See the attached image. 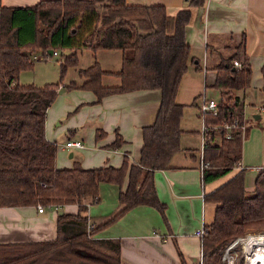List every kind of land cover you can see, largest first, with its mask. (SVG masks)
<instances>
[{"label":"trees","instance_id":"trees-1","mask_svg":"<svg viewBox=\"0 0 264 264\" xmlns=\"http://www.w3.org/2000/svg\"><path fill=\"white\" fill-rule=\"evenodd\" d=\"M202 2L193 0L196 5ZM190 17L189 9L169 14L163 5H132L125 0H40L16 7L0 2V207L76 204L78 208L74 214L58 213L52 240L0 244V264H120L119 241L94 234L138 205L152 206L163 214L165 206L155 191L154 172L167 168L172 155L180 150L183 104L176 101V94L188 63H196L185 37ZM83 48L120 50L119 83L104 84L105 71L94 60L80 70L81 84L71 81L66 88L91 90L97 101L108 94L138 89L160 91L155 120L142 128L138 162L124 157L119 167L83 168L78 161L72 167L55 166L56 145L46 139L44 124L59 85L22 84L19 74L32 67L36 53L69 50L59 62L62 74L76 63L77 52ZM213 70L211 82L204 86L220 92L219 112L205 114V122L243 121L240 92L251 76L243 45L231 55L221 56ZM101 134L98 130L96 136ZM207 136L209 142L212 133ZM242 140L234 132L220 145L207 143L203 184L237 167ZM121 143L117 134L110 147ZM244 170L239 169L204 196L206 202L215 204V211L201 237L202 264H216L227 246L248 229H264V167L250 193L244 188ZM101 182L119 187L120 207L89 228L88 203L99 201Z\"/></svg>","mask_w":264,"mask_h":264},{"label":"crops","instance_id":"crops-1","mask_svg":"<svg viewBox=\"0 0 264 264\" xmlns=\"http://www.w3.org/2000/svg\"><path fill=\"white\" fill-rule=\"evenodd\" d=\"M39 1L0 0L1 5L8 7L32 6ZM125 1L132 5H163L169 14H175L181 9L191 11L190 21L185 28V37L196 62L190 63L195 70L203 73L204 92L206 88L204 84H207V78L209 83L211 82L214 74L213 67L220 61L221 56H229L234 53L238 45H243L251 68V76L248 86L240 94L243 104L245 98L251 99L253 112L250 117L243 109L246 131L242 137L241 159L238 165L245 168L244 188L250 193L254 188L258 171L264 167V0H203L200 5L193 3V0ZM67 52L70 53L69 50ZM91 52L103 57L99 61L96 59L105 71L101 78L102 82L107 85L118 84L119 77L116 73L120 69L121 51L106 53L112 51L93 52L91 50ZM110 54L115 58L113 64H110L107 59L108 55L111 56ZM95 58L96 56L89 65ZM81 79L79 83H76L77 85L81 84L83 78ZM198 80L195 79L193 86L189 89L190 96L195 99L200 95ZM66 85L63 84V87ZM66 91L73 102L67 105L64 111L69 112L74 109L77 110V114L74 121L70 117L66 125L67 129L60 130H65V142L77 140L83 143L80 149L66 147L65 143L61 144L62 151H70L67 154L68 158L74 159L73 151L86 149L83 142L85 136L88 138L91 149L97 152V161L88 162L85 157L81 160L82 162L75 160L83 168L119 167L124 157H127L130 162L139 161L142 128L155 120L160 104L159 90L138 89L113 93L103 96L99 101L88 89L67 88ZM58 94L59 92L57 96ZM176 100L180 104H185V100L180 99V95L176 94ZM49 107L46 110L44 134L48 141L56 145L55 166L57 168L72 167L75 161L70 163L58 154L55 138L58 129H48ZM84 125L86 132L80 131L79 134V128ZM98 130L102 132L99 137L96 136ZM181 130L179 143L182 134L189 131L182 128ZM117 134L120 135L122 143L117 148H111L110 144L114 142ZM189 149V146L180 144V150L172 155L168 167L154 172L155 191L159 201L165 206L162 215L152 206L138 205L130 208L112 224L94 234V237L99 239L119 241L120 264H202V242L195 231L209 224L215 211V204L206 202L204 196L224 181L218 184L216 181L220 180L219 178L203 184L200 154L198 156L195 150ZM238 165L228 172L231 176L239 170ZM125 185L126 179L122 188ZM115 186L106 185L105 182L99 184L97 205L104 200L100 195L101 187L108 189L109 194L115 199L111 200L108 208L96 212L97 216H92L93 206L90 207L91 214L89 213L90 203H88L89 223L100 224L119 209V187ZM77 210L76 204L44 207L42 212H38L37 207L31 205L0 207V244L52 240L56 237L58 213L74 214Z\"/></svg>","mask_w":264,"mask_h":264},{"label":"rangeland","instance_id":"rangeland-1","mask_svg":"<svg viewBox=\"0 0 264 264\" xmlns=\"http://www.w3.org/2000/svg\"><path fill=\"white\" fill-rule=\"evenodd\" d=\"M66 51L62 53L58 51L57 55H51L49 59H42L36 58L32 59V67L29 69L22 70L19 74V82L22 84H35V85H42L45 83H58V96L54 99L49 107V114H48V121L50 122V126L48 129H58L55 135L57 140V148L58 154L63 156L66 161L73 163L75 160H82L84 157L87 159L88 162H96L97 161V152L91 149V145L88 141V138H83V142L86 146L85 150H75L74 159L68 158L67 154L70 152L69 150H61V144L65 143L66 135L65 130L61 131L60 129H67L66 125L70 121V117H72L73 121L76 120L77 110H70L69 112H65L64 109L67 105H70L73 101L70 94L67 93L66 87H63V84H69L71 81L75 83H79L82 79L80 76V69L86 67L87 65L92 62L93 58L96 56L95 60L98 61L103 58L100 54H94L91 50H82L77 53V61L75 64L67 66L64 73L61 74L60 72V61L63 59V55L68 54ZM112 52L106 53H115L113 51L120 52L119 50H107ZM36 56H40L41 53H36ZM111 55V54H110ZM42 56V55H41ZM202 55L200 54V58ZM108 61L110 64L114 63V56H107ZM196 71V74H195ZM195 79H199V94L198 98H192L190 96L189 89L193 86ZM207 84H209V78H207ZM203 73L201 71L195 70L193 65L189 62L186 71L182 75V78L179 82L177 95H180V99L185 100V104L183 106L182 116L180 119V125L182 129L189 130L186 134H182L180 144L181 146L190 147L189 150L196 152V155L199 156L200 146H201V126H202V116L199 111V106L201 103V97L203 95ZM205 96L207 98H214L216 100L220 99V93L216 89L211 87H206ZM189 98V99H188ZM251 99L249 97L245 98L244 100V109L246 115L252 114L253 108L251 105ZM177 101V100H176ZM252 115H250L251 117ZM72 122V121H71ZM69 128V127H68ZM85 133L86 126H82L79 128V132ZM80 134V133H79ZM81 142V141H80ZM82 143V142H81ZM185 143V144H184ZM72 152V151H71ZM96 153V154H92ZM82 162V161H81ZM231 176V173L224 175L220 178V180L216 181L218 184L227 180L228 177ZM215 182V183H216ZM103 185V184H102ZM106 185H112L116 187L114 184L106 183ZM100 195L103 197V202L100 204L90 203L89 204V213L90 207L93 206L92 216H97L96 212H100L101 210L108 208L109 203L111 200H114L115 197L110 195L108 189H104L101 187ZM95 204V205H94ZM87 214V213H86ZM91 214V213H90ZM95 214V215H94ZM251 238H258L264 237V229L261 228H251L248 229L247 232L237 238L236 240L232 241L227 248L224 250L216 264H248V253H246V243Z\"/></svg>","mask_w":264,"mask_h":264},{"label":"built area","instance_id":"built-area-1","mask_svg":"<svg viewBox=\"0 0 264 264\" xmlns=\"http://www.w3.org/2000/svg\"><path fill=\"white\" fill-rule=\"evenodd\" d=\"M51 55H57V51H52ZM51 55H42L40 57H37L36 55H34V59L36 58H42L44 60L49 59V57ZM233 64L237 67L240 66V63L237 60H233ZM219 102L220 99L216 100L212 97L207 98L204 94L203 91V95L201 97V103L199 106V111L201 113L202 116V126H201V146H200V169L202 170L204 167L207 166V162H205L203 160V152H204V147L207 145V143H211V144H217L220 145L222 142L223 138H230L231 135L234 132H238L241 134V136H244V133L246 131V123L243 119V121L239 122L237 119H233L231 122H222L220 124H210V123H206L204 116L205 114L211 115V116H216L219 112ZM243 109H244V105H243ZM209 133H212V138L208 140V136ZM65 146L66 147H74V148H82L83 147V143H81L80 141L77 140H69L65 142ZM239 169H245L242 166H240V164L238 165ZM37 211L38 212H42L44 207L40 204H38L37 206ZM92 227V224L89 225V228ZM196 235H198L200 238L203 236L204 234V227H201L199 229H197L195 231ZM258 238H262V237H258ZM258 238H251L250 239H258Z\"/></svg>","mask_w":264,"mask_h":264},{"label":"bare ground","instance_id":"bare-ground-1","mask_svg":"<svg viewBox=\"0 0 264 264\" xmlns=\"http://www.w3.org/2000/svg\"><path fill=\"white\" fill-rule=\"evenodd\" d=\"M246 253H248V264H264V237L250 239L246 243Z\"/></svg>","mask_w":264,"mask_h":264},{"label":"water","instance_id":"water-1","mask_svg":"<svg viewBox=\"0 0 264 264\" xmlns=\"http://www.w3.org/2000/svg\"><path fill=\"white\" fill-rule=\"evenodd\" d=\"M49 54H52V50H49Z\"/></svg>","mask_w":264,"mask_h":264}]
</instances>
